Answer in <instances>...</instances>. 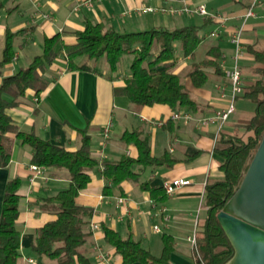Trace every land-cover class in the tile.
<instances>
[{
    "label": "crops",
    "instance_id": "1",
    "mask_svg": "<svg viewBox=\"0 0 264 264\" xmlns=\"http://www.w3.org/2000/svg\"><path fill=\"white\" fill-rule=\"evenodd\" d=\"M251 1L233 0L223 23L212 20L206 23L217 28V35H211V38L217 37L219 42H208L203 51L206 52L213 46L219 48L220 74L207 70L208 80L201 88L193 87L186 77L191 63L196 61L195 56L193 59H184L181 53L177 54L173 72L182 76L186 89L198 104L196 112H189L196 120L210 116L226 105L217 88L226 82L225 70L234 65V48L229 36L236 29L242 30V54L237 63L244 85L254 79L252 69L255 65L247 49L264 45V0H258L254 9L255 16L245 20L244 15ZM183 3L192 4V1L0 0V60L5 31L17 33L13 43V59L0 67V83L4 77L12 76L21 68L27 67L35 55L41 54L45 39L55 35L60 37L57 57L45 73V78L50 81L49 88L39 101L28 91L21 105L7 111L19 130L34 132L39 138L69 151L77 150L80 145L77 131L86 130L91 140L92 157L100 164L103 160L137 158V148L122 141L124 132L136 131L148 141L153 157L161 158L166 154L176 161L171 167L137 166L135 172L138 180L125 181L118 187L104 180L101 165L90 172V182L80 192L77 203L93 210L90 223L98 225V230L91 233L83 247L85 255L93 264L95 245L101 246L109 254L111 264H121V258L114 255L103 241L102 225L118 232L122 238L130 237L139 242L155 257L161 255L162 236H170L174 248L170 263L196 264L195 251L188 238L194 231L197 233L202 228L206 216V185L223 177L219 170L222 160L214 149L221 134H234L238 131L237 124L245 119H234L235 109L218 133L215 125L200 127L195 121L172 120L173 112L164 105L135 106L125 98L113 95V88L123 85L129 72L119 69L111 73L106 63L102 69L97 68L98 62L103 59L88 63L94 69L93 72L68 71L63 45L75 42V33L84 29L86 21L100 23L121 33L160 27L174 29L189 25L199 28L185 15L169 12L171 9L181 8ZM144 8H152L156 12H139ZM219 31L223 34H219ZM207 41L209 37L205 36L198 49ZM77 62L82 63L84 59ZM108 122L111 123V130L109 137L104 140L102 131ZM156 122L162 124L156 126ZM31 157L30 147L14 139L10 164L6 169L0 170V213L6 183L18 178L21 182L18 190L20 214L16 221V228L20 233L21 256L18 264H31L29 259L37 264H55L45 258H36L30 246L35 239V230L54 219V215L41 207L45 199L66 189L67 173L42 168L41 177L31 181ZM176 179L189 180L190 184L179 188L174 195L167 196L163 193L162 184ZM144 183L155 191L152 195L149 190L140 188ZM105 188H108L107 194L104 193ZM121 198L125 201L118 204V199ZM230 264H247V259L238 250Z\"/></svg>",
    "mask_w": 264,
    "mask_h": 264
},
{
    "label": "trees",
    "instance_id": "2",
    "mask_svg": "<svg viewBox=\"0 0 264 264\" xmlns=\"http://www.w3.org/2000/svg\"><path fill=\"white\" fill-rule=\"evenodd\" d=\"M210 19L205 21L209 23ZM17 33L5 31L4 48L0 67L9 64L14 56L13 43ZM59 35L45 39L41 54L35 55L31 63L14 75L4 77L0 83V170L6 169L11 161L14 139L30 147V165L43 169L63 170L67 173L66 189L45 199L41 209L54 215L35 230V239L30 246L36 258H45L55 264H93L85 255L84 245L91 232L88 229L93 210L77 203V198L90 182V172L102 166L101 176L114 187L125 181L138 180L137 166L171 167L176 161L163 155H151L148 141L139 132H124L122 141L134 145L138 157H123L119 161L103 160L101 164L92 157L90 136L86 130H78L80 145L69 151L39 138L34 132L25 133L17 127L7 111L22 104L28 91L39 101L49 88L50 81L45 73L57 57ZM202 38L199 28L193 25L180 28H151L141 32L121 33L100 23L86 21L84 29L75 33V42L63 45L68 71L93 72L89 62L105 61L110 72L118 70L122 58L132 55L129 76L123 85L113 88L115 97L125 98L138 106H167L172 112H196L197 102L186 89L182 76L173 72L177 63L176 44H179L184 59L194 58ZM252 58L253 80L244 86L240 95L253 103V113L241 120L232 135L221 134L214 152L222 160L219 170L223 177L208 183L205 187L204 206L206 216L200 231L196 233V264H230L235 251L222 224L219 213L239 188L243 176L264 137V45L248 47ZM218 47H210L204 57L192 62L186 74L193 87L201 88L208 80L207 70L220 74ZM79 59L84 62L78 63ZM21 182L18 178L6 183L0 213V264H18L20 258V233L16 221L20 214ZM140 188L149 189L146 183ZM157 192V191H156ZM108 193V188L104 189ZM164 193V192H163ZM165 195V194H164ZM103 241L114 255L121 258V264H171L173 240L163 235V249L159 257L153 256L132 238H122L118 232L102 225Z\"/></svg>",
    "mask_w": 264,
    "mask_h": 264
},
{
    "label": "built area",
    "instance_id": "3",
    "mask_svg": "<svg viewBox=\"0 0 264 264\" xmlns=\"http://www.w3.org/2000/svg\"><path fill=\"white\" fill-rule=\"evenodd\" d=\"M257 3H258V0L251 1V4L247 8L245 15H244L245 20H247L250 17L255 16L254 9ZM141 11L154 12L155 10L152 8H144V9L139 10V12ZM169 12L172 14H179V15H190V16L197 15V16L207 17L208 19L214 20L218 23H223L226 20V17L222 15L210 14L207 11V8L203 3H198L192 6H190L187 3H183V6L181 8L176 9V10L171 9ZM241 37H242L241 29H236L229 36V41L233 45V48H234V65L232 68L225 70L224 77H225L226 82L217 88L220 98L225 100L226 102L225 107L220 110L215 111L210 116L202 117L198 120H196L189 112L177 111V112L172 113L171 115L172 120L186 121V122L195 121L197 125L200 127H207L210 125H215L217 127V132L219 133L221 131L224 124L228 121L230 116L234 113L235 101L237 98L240 97V95L243 92V88L245 86L243 82L241 69L239 68V65L237 63L238 59L241 57V54H242ZM154 124L158 126V125H161L162 123L156 122ZM110 130H111V123L108 122L103 127V131H102V136L104 140H106L109 137ZM41 169L42 168L36 167L34 165L29 166V170L33 174L31 181H33V179L36 177H41L42 175ZM189 184H190L189 180L176 179V180L164 182L162 184V189L167 196H172L176 193V191L179 188L183 186H187ZM124 201H125L124 198L118 199V204H122L124 203ZM96 230H98V225L95 223H90L89 231L93 233ZM188 241L190 242L193 250L196 252V232L195 231L188 238ZM94 251H95V264H111L109 254L101 246L95 245ZM28 262L31 264H37L32 259H29Z\"/></svg>",
    "mask_w": 264,
    "mask_h": 264
},
{
    "label": "water",
    "instance_id": "4",
    "mask_svg": "<svg viewBox=\"0 0 264 264\" xmlns=\"http://www.w3.org/2000/svg\"><path fill=\"white\" fill-rule=\"evenodd\" d=\"M218 220L235 255L240 250L247 264H264V137L239 188L219 213ZM253 257L256 263H251Z\"/></svg>",
    "mask_w": 264,
    "mask_h": 264
},
{
    "label": "rangeland",
    "instance_id": "5",
    "mask_svg": "<svg viewBox=\"0 0 264 264\" xmlns=\"http://www.w3.org/2000/svg\"><path fill=\"white\" fill-rule=\"evenodd\" d=\"M191 1H192V4H189L190 6L198 4V3H203L206 6L207 11L210 14L222 15L224 17L225 15H228L230 7L233 5V0H191ZM185 16L187 17V19H192V22H194V24H197L199 26V35L203 40L205 36L209 37V41H207L206 44H203L201 48L196 51L195 59L196 61H199L204 57L205 51H203V49L208 45L207 44L208 42H216V43L219 42L217 37L211 38V35L212 34L215 35L218 31H217V28L213 27L211 24L209 25L205 24V20L208 19L207 17L197 16V15H193V16L185 15ZM212 22H214V20H212ZM219 34L222 35L223 33L219 31ZM176 45H177L176 46V56H177V54L181 53V51L179 48V44H176ZM132 60H133L132 55L124 56L118 66V70L121 69V71L123 70L124 72L128 73L130 71L129 67H130ZM104 65L106 64L104 60H102L98 62L97 68L102 69ZM234 105L236 109V112L233 115L234 119L235 118L248 119L252 116L251 112H253V108H254L253 103L249 101H244L242 98L239 97L236 99ZM253 258L254 259H252L251 263H256L255 257Z\"/></svg>",
    "mask_w": 264,
    "mask_h": 264
}]
</instances>
